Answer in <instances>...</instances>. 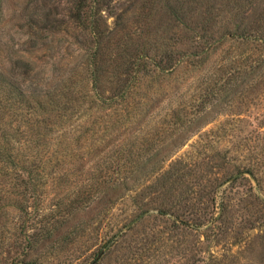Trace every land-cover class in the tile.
Wrapping results in <instances>:
<instances>
[{"label":"trees","instance_id":"1","mask_svg":"<svg viewBox=\"0 0 264 264\" xmlns=\"http://www.w3.org/2000/svg\"><path fill=\"white\" fill-rule=\"evenodd\" d=\"M37 1L32 0L34 11L27 23L32 42L43 39L46 46L49 35L73 32L85 50V66L79 77L45 89L34 85L29 60L18 58L12 73L0 66V264H46L50 253L70 252L78 237L85 236L84 247L105 248L104 256L121 247L132 254L149 250L148 237L143 242L132 237L144 218L110 227L108 232L115 231L104 244L97 228H91L96 217L80 222L77 232L57 236L78 211L103 202L111 190L134 191L138 213L155 211L171 230H195L207 221H212L209 229L216 226L221 219L209 215V203L214 206L219 187L229 178L222 174L228 158L217 161V152L205 150L178 157L164 170L162 164L205 123L207 106L229 105L233 94L247 97L244 93L254 92L259 83L249 80L232 88L225 81L180 97L166 112L175 128L160 142L140 139L130 130L153 108L155 97H163L183 74L201 69L226 41L230 48L258 44L253 46L258 56L246 60V66L263 73L264 36L252 28L264 19V0H64L60 9V0ZM79 121L88 123L82 133L87 153L100 149L108 137L128 135L127 142L116 145L114 160H105V170L98 169L86 181L81 180L84 162L72 165L84 154L77 156L69 142ZM71 177L81 181L72 195H56L43 203L48 188L58 189ZM143 178L148 179L139 184ZM117 199L110 194L105 211ZM96 216L103 221V207Z\"/></svg>","mask_w":264,"mask_h":264},{"label":"rangeland","instance_id":"2","mask_svg":"<svg viewBox=\"0 0 264 264\" xmlns=\"http://www.w3.org/2000/svg\"><path fill=\"white\" fill-rule=\"evenodd\" d=\"M2 2L0 66L4 71L12 73L13 63L20 57L29 60L34 65V85L39 89H45L60 81L64 82L68 77L77 78L84 72L85 50L81 44L74 41L73 32L49 35L46 46L41 43L43 39L36 40L34 46L28 34L27 24L32 10L34 11L32 0ZM40 3L38 0L37 4ZM64 3V0H60L59 9L65 5ZM258 23L259 25H254L252 30L264 36V19ZM253 46L257 48L258 44L248 43L230 48V41H226L207 59L201 69L183 74L178 83L172 82L166 88L163 97H155L151 101L153 108L130 130H136L134 135L140 139L148 138L153 143L160 142V139L171 135L175 128L166 112L180 97L200 93L205 88L217 87L221 83L225 85V81H229L227 86L231 85L232 88H237V84L249 80L258 82L259 86L254 92L244 93L247 97L239 98L233 94L229 105L219 102L207 106L205 123L190 132L185 141L162 164L164 170L174 159L189 157L197 154V151L217 152L218 156L215 158L217 161L220 160V156H226L229 163L222 174H227L229 178L219 187L214 206L210 207L209 203L208 209L209 215L221 220L216 222L212 229H209L212 221H207L195 230L183 228L171 230L168 223L155 217V211H146L137 220L144 218L132 237L139 242L148 237L151 244L147 247L150 249L132 254L121 247L118 251L104 256L103 248L99 260L94 264H264V71L251 72L246 66L249 64L246 60L251 62L259 54V51H254ZM240 65L244 67L241 68ZM258 74L262 75L259 77ZM81 84L77 87L83 88ZM87 125L88 123L82 121L77 122L69 138L72 150L77 156H80V153L84 154L82 159L77 158L72 165L80 167L84 162L81 180L85 181L87 176L98 172V169L105 170V160L107 162L108 158L114 160L116 145H123L127 142L125 136H128L119 133L114 138L108 137V142L100 143L103 144L100 149L94 147L87 153L85 145L87 137L82 135ZM249 169L254 173H250ZM238 173L240 174L238 177L229 181ZM248 173L254 176L255 182ZM113 176L119 177L116 173H113ZM147 179H140L139 184ZM132 180L129 178L127 184L131 185ZM80 183L81 181L76 183V179L71 177V181L58 189L48 188L49 194L43 203H49L56 195L61 197L68 192L72 195ZM109 192L113 198L116 196L118 199L106 211V201L110 194L103 196V202L78 211L70 225L60 229L57 236L62 238L70 230L77 232L80 222L96 217L97 220L92 222L91 228H97L98 234L103 236L104 244L115 231L108 232L110 227L118 228L124 222L130 225L140 214L134 205V191ZM121 192L124 195L120 196ZM102 207L103 221L96 216ZM8 215L11 218L16 216L14 212H8ZM85 241L86 236L78 237V241L69 247L70 252L50 253L45 259L48 262L46 264H89L100 252V247L94 245L85 248ZM68 254H71L69 255L71 259Z\"/></svg>","mask_w":264,"mask_h":264},{"label":"water","instance_id":"3","mask_svg":"<svg viewBox=\"0 0 264 264\" xmlns=\"http://www.w3.org/2000/svg\"><path fill=\"white\" fill-rule=\"evenodd\" d=\"M249 174V173H248ZM240 174L238 173V174H235V175H233L230 179H229V181H231V180H233V179H235L236 177H238ZM249 177L255 182V178H254V176L252 175V174H249ZM146 212H142V213H140L131 223H130V225H132L133 223H135L140 217H142L144 214H145ZM103 252V249H101L100 250V252L97 254V256L94 258V260L92 261V262H90L89 264H93V262L94 261H96L98 258H99V256L101 255V253ZM21 264H26V263H21Z\"/></svg>","mask_w":264,"mask_h":264}]
</instances>
